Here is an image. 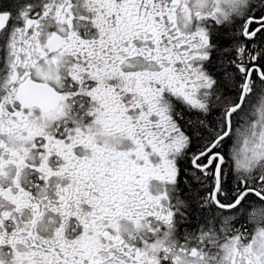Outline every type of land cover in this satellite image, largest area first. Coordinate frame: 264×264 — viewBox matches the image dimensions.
I'll list each match as a JSON object with an SVG mask.
<instances>
[{"label":"snow or ice","instance_id":"1","mask_svg":"<svg viewBox=\"0 0 264 264\" xmlns=\"http://www.w3.org/2000/svg\"><path fill=\"white\" fill-rule=\"evenodd\" d=\"M0 264H264V0H0Z\"/></svg>","mask_w":264,"mask_h":264}]
</instances>
